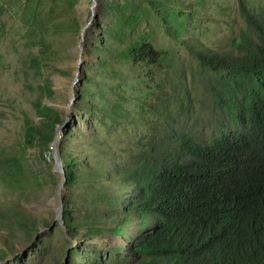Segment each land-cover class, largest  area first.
Wrapping results in <instances>:
<instances>
[{
  "label": "rangeland",
  "instance_id": "obj_1",
  "mask_svg": "<svg viewBox=\"0 0 264 264\" xmlns=\"http://www.w3.org/2000/svg\"><path fill=\"white\" fill-rule=\"evenodd\" d=\"M170 8L187 13L172 11L165 27L161 9ZM244 25L238 0H0V264H114L128 256L139 228L122 224V235L110 229L121 209L103 191L65 180L62 200L56 194L57 124L67 120L59 152L79 168L107 159L94 151L105 142L116 152L109 159L129 160L164 125L209 136L225 118L201 75L192 78L194 54L167 29L198 48L237 53L232 41ZM143 41L168 57L134 59L131 49ZM182 69L192 96L173 111L165 78ZM27 120L42 136L27 132ZM19 212L29 223L17 221ZM65 212L102 217L107 229L92 235L84 223L72 235Z\"/></svg>",
  "mask_w": 264,
  "mask_h": 264
},
{
  "label": "trees",
  "instance_id": "obj_2",
  "mask_svg": "<svg viewBox=\"0 0 264 264\" xmlns=\"http://www.w3.org/2000/svg\"><path fill=\"white\" fill-rule=\"evenodd\" d=\"M238 5L245 25L232 41L237 53L198 48L178 30L167 29L194 54L192 78L201 75L225 118L209 136H196L192 129L178 133L164 125L160 137L144 141L129 160L109 159L116 152L105 142L94 151L107 159L86 160V168L60 154L67 184H91L121 209L112 231L122 235L121 225L130 223L139 228L128 256L114 264H264V6L255 0H238ZM161 10L165 27L172 11L187 13ZM131 51L134 59L148 62L168 57L147 41ZM188 74L182 69L165 78L173 111L192 96ZM25 128L42 136L28 120ZM19 213L17 221L29 223ZM65 223L72 235L84 223L92 235L107 229L102 217L65 212Z\"/></svg>",
  "mask_w": 264,
  "mask_h": 264
},
{
  "label": "water",
  "instance_id": "obj_3",
  "mask_svg": "<svg viewBox=\"0 0 264 264\" xmlns=\"http://www.w3.org/2000/svg\"><path fill=\"white\" fill-rule=\"evenodd\" d=\"M94 3H95V0H94ZM93 8V7H92ZM93 12L92 11V15H93ZM92 19V16L90 17L89 21ZM87 24H85L83 27H82V32H81V38H80V43L81 41L83 40L84 38V30L86 28ZM80 62H81V57L78 58L77 60V66H78V71L80 70ZM67 120H65L64 122H61V123H58L57 124V132H56V136L54 137V140L52 141V152H53V158L55 160L54 162V171H55V174L57 175L58 177V185H57V188H56V194L59 196V198L62 200V192H63V188L65 187V179H66V176H65V167H64V162L60 156V152H59V141H60V138H61V128L63 127L64 124H66ZM62 208H63V204H62V201L59 203V205L56 207V218L57 220L59 221H62V214H63V211H62Z\"/></svg>",
  "mask_w": 264,
  "mask_h": 264
}]
</instances>
